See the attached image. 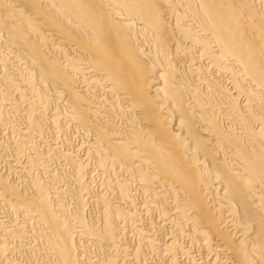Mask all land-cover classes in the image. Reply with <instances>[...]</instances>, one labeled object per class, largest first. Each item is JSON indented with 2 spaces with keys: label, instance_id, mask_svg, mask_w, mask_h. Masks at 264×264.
<instances>
[{
  "label": "bare ground",
  "instance_id": "bare-ground-1",
  "mask_svg": "<svg viewBox=\"0 0 264 264\" xmlns=\"http://www.w3.org/2000/svg\"><path fill=\"white\" fill-rule=\"evenodd\" d=\"M11 61L20 83L5 73ZM0 73V121L27 105V138L14 147L18 157L30 153L22 188L0 175V203L22 222L12 232L0 225V264H21L5 252L6 237L28 223L48 264H86L78 247L84 239L106 253L101 264H126L130 248L118 245L117 229L136 208L134 190L150 197L147 210L170 236L158 240L160 227L157 236L153 224L138 227L132 255L160 250L170 264H264V0H0ZM66 125L90 139L85 154L109 173L117 194L88 193L103 213L101 231L65 211L56 173H43L55 158L33 138ZM74 165L79 180L83 166ZM117 170L137 188L116 178ZM181 238L200 248V259ZM23 247L15 250L30 253Z\"/></svg>",
  "mask_w": 264,
  "mask_h": 264
},
{
  "label": "rangeland",
  "instance_id": "rangeland-1",
  "mask_svg": "<svg viewBox=\"0 0 264 264\" xmlns=\"http://www.w3.org/2000/svg\"><path fill=\"white\" fill-rule=\"evenodd\" d=\"M260 1V0H259ZM13 61V60H12ZM11 61V62H12ZM9 62L10 64H7V67H6V72L5 73H8V75H10L11 77H14L17 80V83H20V76H18V71L15 67L16 64H14V62ZM196 62V61H195ZM231 62V61H230ZM198 63V60L197 62ZM206 63V62H205ZM10 67V68H9ZM209 67V66H208ZM207 67V68H208ZM12 68V69H11ZM14 68V70H13ZM10 69V70H9ZM11 71V72H10ZM15 72V73H14ZM14 74V75H12ZM2 74L0 73V76ZM17 75V76H16ZM209 75V74H207ZM223 78L219 77L218 79H221V80H218V81H221V83H223L222 85L228 89V92L232 94L234 100L236 103H238L240 105V107H243L244 108L246 107V105H248L246 103V99L243 95H240L237 91L235 92L234 90V87L233 85L231 84V81L229 79L228 76H222ZM227 79H225V78ZM1 78V77H0ZM227 83V84H226ZM229 86V88H228ZM14 89V88H13ZM231 91V92H230ZM233 91V92H232ZM15 97H17V95H14ZM241 96V97H240ZM240 97V98H239ZM239 99V100H238ZM17 100H18V97H17ZM30 100V99H29ZM218 98L215 100V104H216V107L219 108V105H218ZM217 101V102H216ZM245 101V102H244ZM243 105V106H241ZM215 107V108H216ZM5 109L9 110V107L7 106H4ZM26 108V109H25ZM220 108H221V105H220ZM12 109V108H11ZM17 109V110H16ZM25 109V110H24ZM25 111V112H24ZM21 112V113H20ZM26 112H27V105L26 104H23L17 108H15V111L11 114L10 116V124L7 123V122H2L0 121V134H4L3 132H6L5 135H3V137L0 135V145L1 149H0V175L4 178H10V180L8 179V181L18 187V189L22 188V185L24 184L23 182H21L20 180H22V175L23 177L25 178L26 175H27V167L29 166V158L28 156L30 155V153H28V149L24 150V153L21 154L19 157H18V152L16 151V148L14 147V142L16 140H21L23 139V141H25V139L27 137H23V132H25V125L23 124V118L24 116L26 115ZM20 114V115H19ZM247 114V112L245 113ZM13 115V116H12ZM16 115V116H15ZM20 117H19V116ZM264 115V114H263ZM18 117V118H17ZM20 118V119H19ZM62 117H60L61 119ZM13 120V121H11ZM20 120V121H18ZM16 121V122H15ZM5 123V124H3ZM19 123V124H18ZM8 124V125H6ZM12 124H14L13 126H11ZM22 124L24 125L22 127ZM21 127H20V126ZM119 125V124H118ZM4 127V128H3ZM8 127V128H7ZM69 127V128H68ZM259 127H263V125H257L255 126L256 130H258ZM7 128V129H6ZM15 128V131L14 129ZM67 130H65V129ZM62 130H50V132H45V133H48V134H45V133H42L41 135L38 134L36 137L33 138L34 142L36 143H39L37 144V147L39 148V150L45 154V155H49V157H54V161H48V162H45L43 166L44 167V171L43 173H53L55 174V180H53V186H56L55 188L57 189V192H58V197H59V200L62 202L63 204V207H65V211L69 212V214L72 216V217H83V219L87 222V224H89L90 226H93V228L95 227V229H97V231H101V229L103 228V223H104V216H103V213L101 211V208L97 209V207L95 206V204L92 205V201H89V197L88 196L89 194L88 193H91V191H94L93 195H100V193L102 194H105L104 192H107L106 195H108V197L110 198L111 197V193L112 195L116 194V192L114 191V189L112 188V182L111 180V177H109L111 180L108 181V176L109 173L107 172V174L105 172H102L98 166H96V161L95 159L92 157L91 154H85V151H86V147L87 144L90 142V139L84 137L82 134L79 135V133H76L75 129L73 128V126H68L66 125V127H64ZM68 128V129H67ZM264 128V127H263ZM2 129V130H1ZM12 129V130H11ZM17 129V130H16ZM72 129V131H71ZM18 132V133H17ZM21 132V133H20ZM15 133V134H14ZM53 133V134H52ZM13 134V135H12ZM51 134V135H50ZM57 134V135H56ZM61 134V135H60ZM7 135V136H6ZM15 135V136H14ZM43 135V136H42ZM54 135V136H53ZM12 136V137H11ZM42 136V137H41ZM56 136V137H55ZM11 137V138H10ZM19 139H18V138ZM64 137V138H63ZM25 138V139H24ZM50 138V139H49ZM60 141H59V139ZM85 138V139H84ZM6 139V140H5ZM14 139V140H13ZM58 139V141H57ZM69 139V140H68ZM2 140V141H1ZM49 141V142H48ZM57 141V142H56ZM43 142V143H42ZM46 142V143H45ZM53 142V143H52ZM73 142V143H72ZM41 143V144H40ZM71 143V144H70ZM73 144V145H72ZM6 145V146H5ZM48 148H47V146ZM43 146V147H42ZM63 146V147H62ZM67 146V147H66ZM85 146V147H84ZM70 149H69V148ZM8 148V149H7ZM12 148V149H11ZM57 148V149H56ZM83 148V149H81ZM63 151H62V150ZM82 151V152H80ZM84 151V152H83ZM27 152V153H26ZM72 152V153H71ZM76 152V153H75ZM87 152V151H86ZM5 153V154H4ZM7 153V154H6ZM14 153V154H13ZM51 153V154H50ZM68 153V154H66ZM74 153V154H73ZM81 153V154H80ZM25 154V155H24ZM54 154V155H53ZM71 154V155H70ZM85 154V155H84ZM12 155V157H11ZM14 155V157H13ZM65 155V156H64ZM3 158H2V157ZM24 156V157H23ZM88 156V157H87ZM61 159H58L60 158ZM66 157V158H65ZM6 161H5V159ZM57 158V159H56ZM68 158V159H67ZM75 160H73V159ZM81 158V159H80ZM10 159L12 161H10ZM15 159V160H13ZM64 159V160H63ZM68 160V161H67ZM78 160V161H77ZM9 161V162H8ZM57 163H56V162ZM73 161V163H72ZM75 161V162H74ZM19 162V163H18ZM52 162V163H50ZM59 162V163H58ZM66 162V163H65ZM78 162H81L82 164V178L79 179V180H76L74 179V169L73 167H75L74 164L78 163ZM94 162V163H93ZM4 163V164H3ZM7 165H6V164ZM50 163V164H49ZM64 163V164H63ZM15 166H14V165ZM63 164V165H62ZM20 165V166H19ZM49 165V166H48ZM60 165V166H59ZM12 166V167H11ZM20 168H19V167ZM26 167V175H25V171L23 170L24 167ZM55 166V167H53ZM63 166V167H62ZM15 167V168H14ZM37 166H34V168H36ZM97 167V168H96ZM10 170H9V169ZM14 168V169H12ZM18 168V169H17ZM39 167H37L36 169H32V172L33 173H36V170L38 169ZM64 168V169H63ZM83 168H85L86 170H84L83 172ZM21 169V170H20ZM8 170V171H7ZM17 172H16V171ZM43 170V168L41 170H37V172L41 173ZM47 170V171H46ZM54 170V171H53ZM70 170V171H69ZM72 170V171H71ZM113 170V169H112ZM4 171V172H3ZM41 171V172H40ZM3 172V173H2ZM7 172V173H6ZM15 172V173H14ZM103 174H102V173ZM2 173V174H1ZM73 173V174H72ZM85 173V174H84ZM115 173V177L117 178H121V180H123L122 182H125L128 184L131 183V184H128L129 187L131 189H135L137 188V185H135V183L132 181V179L128 176H126L125 174H120V172L117 170L116 172L114 171ZM10 174V175H9ZM22 174V175H21ZM65 174V175H64ZM89 174V175H88ZM91 174V175H90ZM117 174V175H116ZM14 175H15V178H14ZM18 177H17V176ZM126 177H125V176ZM58 176V177H57ZM65 176V177H64ZM87 176V177H85ZM90 176V177H88ZM110 176V175H109ZM20 177V178H19ZM63 177V178H62ZM69 177V178H68ZM12 178V179H11ZM85 179V180H84ZM129 179V180H128ZM62 180V181H61ZM125 180V181H124ZM16 181V182H15ZM55 181V182H54ZM131 181V182H130ZM71 182V183H70ZM85 182V183H83ZM20 183V184H19ZM56 183V184H55ZM70 183V184H69ZM109 183V184H108ZM62 184V185H61ZM73 184V185H72ZM88 184V185H87ZM133 184V185H132ZM18 185V186H17ZM67 185V186H66ZM79 185V186H77ZM110 185V186H109ZM58 186H60L58 188ZM69 186V187H68ZM86 186V187H85ZM109 188H108V187ZM133 186V187H132ZM71 188V189H70ZM106 188V189H105ZM108 188V189H107ZM60 189V190H59ZM69 189V190H67ZM77 189V191H76ZM85 189H88V190H85ZM114 192H112L111 190ZM22 190V189H21ZM82 190V191H81ZM84 190V192H83ZM107 190V191H106ZM109 190H110V193H109ZM89 191V192H88ZM135 194H136V198H137V201H136V208L135 209H131L133 211H131L130 215L128 214L127 212V215H126V222L123 226V224H120L118 223L119 227L117 229V234H118V245L122 248H126L128 251H129V248H130V251L129 252H126L128 255L127 258H125V262L126 264H170L169 263V260L166 259V257L164 255H161V252L160 250H154V251H143L144 254H142L143 252H140L138 251L136 254H138L139 256H134L131 254L132 251H134L135 249H137L138 247V240H137V237H136V229L138 227H141V229L147 231L148 229H152L153 226L155 227V231H150V234H153V236H157L156 234L158 232H156L157 230H159L160 228V231L161 233H163L162 237L158 235V240H162L164 239L165 237L168 238V236H170L168 234V230H169V226H163V221L162 219H159V214L157 213H153L152 211H149L147 210L149 206L152 205V202L150 201V197L146 194L144 195V193L142 191H136L134 190ZM142 194H141V193ZM83 193V197L85 196V199L87 200L85 203H86V206L82 205V202L78 196V194H80V196L82 195ZM75 194V195H74ZM110 195V196H109ZM117 196V194H116ZM140 196V197H138ZM74 197V198H73ZM113 198H116V197H113ZM139 198V199H138ZM143 198V199H142ZM74 199V200H72ZM67 201V202H66ZM72 201V202H71ZM141 201V202H140ZM77 202V203H76ZM143 202V204H142ZM171 203V202H170ZM168 203V205L170 204ZM73 206L71 207L70 206ZM68 206V207H67ZM76 206V207H75ZM70 208V209H69ZM97 209V210H96ZM74 210V211H73ZM86 210V211H84ZM147 210V212H146ZM3 211V212H2ZM141 211V212H140ZM145 211V212H144ZM2 212V213H1ZM143 212V213H142ZM0 222H1V226L5 227L3 229L6 230V228H8V231L12 232V227L14 229L15 226L19 225V224H22L21 220L18 218L17 220V217L14 216V213H11V211L6 208V207H3L0 203ZM8 213V214H7ZM84 213V214H83ZM95 213V214H94ZM98 213V214H97ZM3 214V216H2ZM83 214V215H82ZM150 214V215H149ZM8 215V216H7ZM10 215V216H9ZM85 215V216H84ZM7 216V217H6ZM14 217V218H13ZM134 218V220H133ZM161 218V217H160ZM4 219V220H3ZM6 219V221H5ZM9 219V220H8ZM94 219V220H93ZM99 219V220H97ZM14 220V221H13ZM129 220V221H128ZM161 220V221H160ZM4 221V222H3ZM99 221V222H98ZM3 222V223H2ZM13 222H16L15 224H13ZM102 222V223H101ZM7 223V224H6ZM12 223V224H10ZM99 223V225H98ZM134 223V225H133ZM158 223V224H156ZM31 224V225H30ZM129 224V225H128ZM153 224V226H152ZM155 224V225H154ZM10 225V226H9ZM12 225V226H11ZM33 225V226H32ZM143 225V226H142ZM150 225V226H149ZM165 225V224H164ZM24 232L21 233V235H11L12 238L9 239V237H6L9 241V246H11V250L9 251V248L8 250H6L5 252L10 254V256L15 260V262H20L21 264H36V261H37V264H48L45 262V258L47 257H44V251H45V248H43V244L41 243L42 240L39 239V241H36V239H34L32 237V235H34L32 232L34 231L35 228H32V227H35V224L33 223H28L26 225H24ZM10 227V228H9ZM28 227V228H27ZM31 227V228H30ZM99 227V229H98ZM157 227H160L159 229ZM11 229V230H10ZM33 229V230H32ZM132 231H130V230ZM134 229V230H133ZM29 230V231H28ZM123 231V232H122ZM129 231V232H128ZM120 232L122 233V235L120 234ZM166 232V233H165ZM31 234V235H30ZM160 234V233H159ZM24 236V237H23ZM121 236V237H120ZM27 237V238H26ZM19 238V239H18ZM124 238V239H123ZM23 239V241H22ZM27 239V240H26ZM32 239V240H31ZM182 240L179 241V244L180 245H183L185 250L186 248L189 249V252L191 254V256H195L196 258L200 259L201 258V252H200V248L196 249L195 247H192L190 245V241L189 240H186V238H181ZM29 240V241H28ZM76 240H78V238H76ZM120 240V242H119ZM14 241V242H13ZM25 241V242H24ZM82 241V242H81ZM84 241V242H83ZM124 241V242H123ZM136 241V242H135ZM27 242V243H26ZM35 242V243H34ZM20 243V244H19ZM82 243V244H81ZM12 244V245H11ZM18 244V245H16ZM25 247H23L22 249H25L26 247L27 248H31L29 252H21V251H16L15 250V247L16 246H21L23 245ZM31 244V245H30ZM84 244V245H83ZM86 244V245H85ZM14 245V246H13ZM33 245V246H32ZM78 247L80 249H82L83 251V254L82 252H79L80 254H82V259L85 261L86 264H101L105 259H106V253L101 250L97 245H94V244H88V242H86V240H80L78 242ZM190 245V246H189ZM13 246V247H12ZM32 246V247H31ZM81 246V247H80ZM97 246V247H96ZM137 246V247H136ZM189 246V247H188ZM197 246V245H196ZM38 247V249H37ZM198 247V246H197ZM13 248V249H12ZM144 249V248H143ZM13 250V251H12ZM86 251V252H85ZM88 251V252H87ZM158 251V252H157ZM195 251V252H194ZM12 253V254H11ZM18 253V254H17ZM103 253V254H102ZM141 253V254H140ZM154 253V254H152ZM21 256H20V255ZM24 254V255H23ZM33 254V255H32ZM88 257H87V255ZM131 254V255H130ZM14 255V256H12ZM19 255V256H17ZM90 255V256H89ZM23 256V257H22ZM31 256V257H30ZM39 256V257H38ZM43 256V257H42ZM48 256V255H47ZM86 256V258H85ZM93 256V257H92ZM95 256V257H94ZM103 256V257H102ZM123 256V255H122ZM121 256V257H122ZM163 256V257H162ZM21 258H24V259H20ZM37 257V258H36ZM100 257V258H99ZM131 257V258H129ZM134 257V259H133ZM41 258V259H40ZM93 258V260H91ZM19 259V260H18ZM49 259V258H47ZM100 259V261H99ZM24 260V261H23ZM87 260V261H86ZM128 260V261H127ZM132 260V261H131ZM102 261V262H101ZM23 262V263H22ZM30 262V263H29ZM41 262V263H39ZM143 262V263H142ZM186 260L184 259L183 263H185Z\"/></svg>",
  "mask_w": 264,
  "mask_h": 264
}]
</instances>
